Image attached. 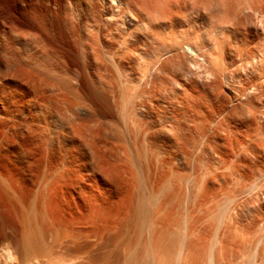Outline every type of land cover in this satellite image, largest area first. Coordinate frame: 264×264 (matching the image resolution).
<instances>
[{"label":"rangeland","instance_id":"rangeland-1","mask_svg":"<svg viewBox=\"0 0 264 264\" xmlns=\"http://www.w3.org/2000/svg\"><path fill=\"white\" fill-rule=\"evenodd\" d=\"M155 1L157 2L155 3ZM160 1L161 0L159 1L158 0H100V1L99 0H0V52L2 55L0 57H3L5 53H13V54L18 53L19 54V52L20 53L23 52L24 49L27 47H28V53L32 55L34 51L33 48L35 45H38V47H42L43 45L45 47L47 46V48H50L53 51L55 50V52L59 54V56L62 58V60L66 63V65L70 69H72L73 71L75 70V72L78 75L77 85L79 84L80 86L84 87L83 89L87 90L86 91L87 95H89L90 92L93 93L92 95L90 94L91 97L88 98V101L90 100L89 102L93 103V106L96 104L94 109L96 108L98 110L100 109V111L105 112L107 115L111 113L109 114V116L111 115V117L115 121H117L121 127H123L122 121L124 120V118H130L127 120L131 121V120H134L133 116H136L135 120L139 119V121L141 122L142 120L147 121V124L149 123L148 125H146L147 128L150 125L149 127L151 128L154 127L155 131H157L160 128L158 125L162 121L168 126L171 125L170 126L172 130L171 134L173 133V130H174V133H173L174 135L173 136L171 135V137L173 138L170 137L169 141L164 140L162 137L160 138L161 134L160 132H157L159 133L157 137L159 139L156 140V145H155L156 146L155 152H157V145H158V149H162V151L166 148V146L171 147L170 148L171 157L173 156L171 158V165L173 167L172 166L170 167L171 168L170 172L173 174H169L168 179L166 177L165 181L164 180H159L160 182L157 181L159 184L161 183V181L163 182L160 185L157 183L158 186L161 187L160 191L156 183L154 186H151V189H150V185H153L154 183L149 184L148 183L149 181L148 182L146 181V185L147 183L149 185H147L145 188V192H146L145 195L147 197H151V196L153 197L154 194L152 195V193H154L158 188L159 192L155 194L157 197H159V198L156 197L157 201L160 200V198L163 201L164 196H166L167 194L169 195V193L170 195L171 194L173 195V196L171 195V198H170V195L168 196L170 198L169 203L165 205L164 207H162V209L160 210L166 213L165 218L168 220V222L171 221V223L169 222L168 224H171L172 228L170 225H168L169 226L168 228L171 231L167 228L168 230H166L167 232L165 231L164 235L162 232L161 236L160 235L157 236L158 241L156 239L155 240L157 241L158 244L156 243V241L153 243L150 240H148L149 239V233H147L149 232L148 231L149 228L147 227L149 226L148 224L147 225L145 224L143 227H141V225L139 224L137 228V225L134 224L135 218L134 220H132L131 218L130 224L123 227V231L121 232L122 235L120 234L118 238L116 237L114 238V236L109 237L110 239L108 238L106 242L104 241L105 245L102 244L101 247L99 246L98 248L97 247L94 248L91 254L89 255V257L87 258L86 256L85 257L82 256V258L79 257L78 259H73V257H71L70 255H67V253L61 254L59 252L60 250L55 247V245L57 246L58 244H55L49 253L43 254L40 258L33 260V264H211V263L212 264H264V250L262 249L264 248V245H263L264 244V118H263L264 117L263 116L264 107H262L263 104L260 100L261 99L259 96L260 94L258 93L259 90H256L258 89L257 85L259 87V84H257L258 79H256L258 75L257 73H255L257 70L254 67H252L253 66L252 64L253 63L257 64V62L256 60L251 59V58H254V59H257L258 61L259 59L258 56L260 55V52L262 50L264 51V0H170V1L162 0L161 4L159 3ZM168 1L170 2V5L168 4ZM166 3L168 5H166ZM196 3H197V6L201 5L200 7H202V5H204L205 8L204 7L200 8L198 6L200 9L198 8L199 10L197 11L195 8ZM218 3H220L219 6L221 4L222 6H224V8L220 6L222 10H220L219 6L215 7L218 5ZM193 4L195 5L193 6ZM161 5L164 8H162ZM156 6H160L161 8L160 7L156 8ZM167 6L168 8L169 6L170 8L172 7L171 8L172 11L170 9H169L170 11H168ZM190 6H192V8ZM209 6H210V9H209ZM207 7L209 9L208 11L206 10ZM144 8L147 10H145ZM227 8L229 10L228 13L226 11ZM191 9H193L194 11H192ZM215 9H217L218 11H216ZM159 10L161 13L159 12ZM163 10H165L166 12ZM187 10H189L188 13H187ZM144 11L147 14H145ZM176 11H177L176 13L177 15L175 14ZM178 11H181V12H178ZM138 13H140L141 15H139ZM162 13L164 15L161 16ZM165 13L167 15H165ZM144 15L146 16V18L148 17L152 18L153 21L155 19L153 25L156 24L158 27H156L155 25L153 28V32H152V28H148L149 30L150 29L151 30L147 32L146 30L148 29H144V28H147L148 24L145 27V24H141L143 22H141L138 25L136 24L137 26L135 25L134 27L132 25L131 27V24L134 23L133 22L134 18H136L135 19L136 21L139 16L140 17L142 16V18L145 17ZM112 16H114L115 18L114 17L112 18ZM164 16L166 18H164ZM140 17H139V20L141 19ZM183 17L184 18L189 17V20H187L188 18L183 20L184 19ZM131 18H133V21H130L132 20ZM167 18H169L170 20ZM148 19H146L145 21L150 20ZM139 20H137V23H139L140 21H143V20H140V21ZM123 26L125 27L124 29H122ZM116 28L119 30H117ZM134 28H136V30ZM191 28L194 30H192ZM183 30H185L186 32ZM217 31H220V32H217ZM175 32H180V35L182 33V35L183 36L186 35V37L187 35L191 37L190 36L191 34L194 37H197L198 35L197 38H200L198 39L199 40L198 42H200V44L202 45L203 52L206 49L205 47L210 46L206 49L207 50L206 52L211 53L215 49V45L217 44L216 45L217 48L212 53H214V57L215 55L216 57L222 56L220 58H216V57L213 58L212 64L210 63V66L207 65V63L206 64L204 63L205 64V65L203 64L204 67L202 68V70L200 69L202 72L198 70L201 72L199 73L201 75L196 74L197 76H199L198 78L196 75L193 78H191V80H194V81H191V80L189 81L191 84L186 83L182 79H180L181 71L175 67L176 65L175 63H173V61L172 63L169 62V64L167 65L169 67L167 69L165 68L166 70L163 69L166 72L162 71L161 73V71H157L156 73L158 74H156L155 73L156 70H154V68H156L155 66L156 60L154 59L155 60L154 61L151 58V56L147 54V53H150V51L155 50L156 48L158 49L160 45H164V42L165 44H167L168 42L167 40L169 39L170 40L168 44H170V41L173 38V34H176ZM184 32H185V35H184ZM131 33H132V36H134V37L131 36L132 38L130 37ZM149 33L150 34L154 33L151 36L153 37L155 35L154 37L157 36V38H154V37L152 38ZM13 35H16V36L18 35L19 37V42L17 44L15 43L17 46L10 42V40L13 38ZM180 35H176V36L174 35V36L177 37ZM149 36L151 38H149ZM222 36H223V39H222ZM220 38L222 41H224V39L226 41L222 42ZM135 39H137L138 41ZM217 39H218V42L220 43H216ZM31 46H32V52H29V49ZM103 46H105L106 48H104ZM219 48L221 49L219 50ZM113 52H115V54ZM106 53L109 55H107ZM147 55H148V58H147ZM113 57L114 59H116L115 62L119 60L121 64L123 63L122 65L124 66H122L123 67L121 69L122 71L118 70L119 68L117 69L116 64H114L115 62H113L114 61ZM198 59L200 62L201 59L200 58ZM251 60L253 61V63ZM110 61H112V63H110ZM248 61H251L252 64ZM147 62L149 64H147ZM247 63L248 64L250 63V64L246 65ZM150 64H152V66ZM145 65L148 67H146ZM172 65L174 66L173 68L175 70L172 68ZM103 67H105L106 69ZM143 68L144 69L153 68L150 72L151 74L150 75L147 74V75L150 76V78H153L154 80L148 78V76L146 77L148 78L149 81L150 80H153V82L155 81L156 85L154 83L152 87L150 86L148 88V86L145 85L146 83H143V81L146 78L140 81L142 82L141 84L138 82L137 79L139 78V75L137 78V76L135 77V74L137 75V73L142 72ZM244 68L247 71H245ZM210 69H211V72H210ZM108 70H109V73H108ZM206 70L207 72H205ZM253 70L254 71L256 70V71L254 72ZM152 71H154L155 74L152 73ZM174 71L178 74H176ZM214 71L217 73H215ZM159 72L161 74H159ZM120 73H124V74L121 75ZM211 73H212V76H210ZM152 74H154V76ZM151 75L153 77H151ZM215 75L217 79L215 78ZM227 75L230 80L226 77ZM207 76H208V79H207ZM155 77L157 78V80ZM133 78H137V79L135 80ZM195 78L198 80L199 83L196 81ZM209 79L210 80L212 79V80L210 81ZM181 81H183L182 86L184 87L180 85L182 83ZM255 81H256V84H255ZM144 82H147V80H145ZM177 82L180 83L179 84L180 86L178 85ZM5 84L6 82L0 79V88L1 87L2 89L6 88L7 85L4 86ZM204 84H206L207 87L204 86ZM174 85L176 87H174ZM194 85L196 86L195 88H197L195 91H194L195 89ZM213 85L216 87V89ZM52 86L53 85H51V87L50 86L48 87L49 90L52 88ZM145 86L146 88H144ZM249 86L250 87L253 86V88L255 87L254 88L255 92L253 91V94L254 93L256 94L254 95L252 94L253 98L250 96V98H248L247 100V98H243V97L241 98L240 96H238V94H235L236 92L239 93L240 91H243L244 89L249 88ZM178 87L179 88L182 87L183 89L182 88L179 89ZM54 88L55 87H53L52 89ZM213 88H214V91H212ZM148 89L149 91L150 90L151 91L150 92L148 91L149 93L147 94L146 90ZM198 89L200 92L198 91ZM186 90L188 93H190L189 91H193L191 92L192 95L195 92L196 93L192 97V95L190 96V94L186 95L187 94ZM144 91L146 94L144 93ZM201 91L204 93L202 94ZM217 92L219 93L221 92V93L219 94ZM150 93H151V96H150L151 98L149 97ZM176 93L178 96H176ZM183 93L186 95L185 98L190 96L188 97L187 100L189 101L194 100V103H196L197 106L199 105L197 107L194 103H192L193 106H191L190 105V103L192 102L191 101L189 105L192 107L194 112L192 111V109H188V110L192 114L193 113L195 114V110H198V109H195V107L196 108L201 107L202 109L199 108L200 112L196 111V113H199V114L201 113L200 115L202 117L198 114L196 115L193 114L192 116V114L189 111L187 113L186 111L187 108H191V107H188L189 105L183 106L182 102L186 101V99L184 101H179L180 98L184 99ZM197 93L198 94L200 93L199 97ZM173 96L175 97V99H178L177 102L179 101L182 105H180L179 103V106H178L177 102L174 101L175 99H172L174 98ZM194 97L197 98L198 100L193 99ZM201 97L203 98V101ZM228 97L230 98L229 100H227ZM232 97L233 98L236 97L235 98L236 101ZM130 99H132V101ZM245 99H246V102H245ZM249 101L252 103H250ZM171 102L172 103L175 102L176 104L174 103L173 104L174 106H173ZM236 102H239V103L236 104ZM131 103L134 105H132ZM251 104L252 106H250ZM150 105H152L154 108L156 107H159V108H156L155 110V109H152V106ZM204 105H206V107ZM235 105H237V107ZM207 106L210 107L212 111ZM166 108L169 111H167ZM232 108L234 109L232 110ZM249 108L252 109V113ZM126 109L129 112H127ZM151 109L153 110V112L151 111ZM207 109L210 112H208ZM145 110L147 111L145 112ZM157 110L158 112H156ZM258 110L260 111V114H258L259 113ZM185 112L187 114H183ZM261 112L263 114H261ZM132 113H133V116L131 115ZM209 113L211 114V116L214 115L215 117L213 118L215 119L209 116L208 115ZM164 114L166 115L164 116ZM180 114H181V117L182 115L183 117L184 115L185 117L187 116V119L185 117L182 119L179 118ZM247 114H250L249 115L250 117L247 116ZM251 115L252 116L255 115V116L252 117ZM205 116L206 118H208L209 116V119H206ZM55 118L56 120H58L57 116H55L54 114L53 120H55ZM171 118L174 120H172ZM194 118L195 119L197 118L198 120L199 119L204 120V121L200 122L199 120V122H196L198 120L197 119L195 120ZM165 119H168V120H165ZM185 120L187 121L185 122ZM193 120L196 122V124H194L195 122ZM154 121L157 123H155ZM191 121L193 123H191ZM214 121H216V124ZM248 121L250 124L248 123ZM254 121L257 125L255 123L254 125L252 124ZM141 122L138 123V120H137V123L139 126L137 127V129L139 128V130L142 129L143 126H145L146 124L145 122H142V123H145L142 126ZM181 122L183 125L181 124ZM134 123H136V121H134ZM185 123L189 125L187 126V124ZM197 123H200V124H197ZM245 123L247 127L245 126ZM202 124H204V126ZM205 124H208V125H205ZM42 125L46 126V121L43 120ZM130 125L132 124L130 123ZM140 125L142 126V128H140ZM151 125L152 126L154 125V126L152 127ZM211 126L215 130L210 128ZM215 126H218V127H215ZM186 127H189V128H186ZM195 128H197L198 130ZM218 128L221 129V132H220V129ZM122 130L123 129H121L120 132H122ZM142 130H145V128H143ZM124 131L125 130H123V132ZM202 131L203 133H201ZM216 131L218 133H216ZM211 133L212 134L214 133V134L212 135ZM209 134L213 138H215L214 139L215 141L209 140L212 138ZM226 134L228 135L226 136ZM123 135H125V133H123ZM244 135L247 138H245ZM226 137L228 139H226ZM237 141H240V142H237ZM215 142L217 145L215 144ZM223 142H224V145H223ZM225 142L226 144L228 143L229 145L228 144L226 145ZM229 142L231 143V146L233 147L230 146ZM141 143L142 142H140V144ZM174 143H177V144L175 145ZM235 144H237L238 146H236ZM245 145L246 146L248 145V146L246 147ZM140 146H142V144L139 145V147ZM164 146L165 148L163 149ZM225 146L227 149L224 148ZM133 148L134 147H132L131 150L132 152L135 153L136 148L135 150H133ZM182 148L184 151H182ZM213 148L217 151H215ZM244 148L246 149V151L244 150ZM142 149L140 150L138 149L137 152L140 151L142 154L143 152H145L143 146H142ZM239 149L240 151H238ZM252 149L255 151V153H252L254 152L252 151ZM248 150L249 152L251 151L252 152L249 154ZM162 151L160 150L158 152L161 153ZM236 151H237V154H236ZM141 154L139 155V159L140 158L146 159L144 156L145 153L142 155V157H141ZM216 155H219V156H216ZM134 156H135L134 159H136L137 155L134 154ZM253 156H256V157L253 158ZM58 157H59L58 155H55L53 161L50 164L43 165L42 167L38 168V172L36 173L37 177L35 178L36 184L35 183L33 184L35 185L33 186L34 191H32L34 194L31 193V195L33 194L32 197L38 191V190L36 191L35 188L38 189L40 187V185L37 184V182L40 183L42 182L43 179L45 178L47 179L49 175L53 173H55L56 175L58 171L60 172V166L58 164L60 157L59 158ZM222 158L224 159V161H222L223 160ZM139 159L137 157L136 165L139 167L142 166L140 168L141 169L140 171L141 173L144 172L143 174L147 176V174L149 173L148 169L146 165H142V164H145L146 162L142 160V162L139 163L140 161ZM227 160H229V162L231 161V163L234 165L232 166V164L229 163ZM234 161L236 162V165ZM224 162H226V164ZM247 162H250V163H247ZM239 166L240 167L243 166V167L240 168ZM233 167H236V168H233ZM57 168L59 169L56 171L55 169ZM235 171L237 172L235 173ZM42 177L44 178L42 179ZM169 178L171 182L169 181ZM217 178H218V181H217ZM37 179H39V181ZM210 180L211 182H209ZM205 182L207 183V186H205L206 185ZM201 183L204 184V187H206V189H203L204 188L203 184L199 185ZM169 185L171 189L168 187ZM209 185H210V188H209ZM155 186H156V190L154 189ZM163 186L166 187L167 190L165 188H164L165 190L162 189ZM247 186H248V189H247ZM250 186L251 188H249ZM197 187L199 188V190ZM207 188L209 189L207 190ZM202 189L204 190L205 194H202L204 193L202 192L203 191ZM148 190L150 191L149 193H147ZM163 190L166 192H164ZM32 197H30L29 199L32 200ZM228 199H232V202L228 205L227 212L224 215L225 219H223L222 224H217L218 220L215 217L217 215L216 213L219 210V206H221ZM161 200L160 202L162 203ZM30 201L29 200L27 201V203H29L28 205H30ZM169 205H171V207H169ZM151 206H153V204ZM154 206L155 208L156 206L158 207V205H154ZM161 206L162 205H160V208ZM155 208L154 207L151 208V212L153 214L155 213L154 211L156 210ZM166 208L168 211H170L169 209L171 208V212H167ZM157 212L158 211L156 210V215H159L160 213L165 214L164 212L163 213L158 212L159 214H157ZM185 213L186 214L188 213V214L186 215ZM168 215H169V218H167ZM151 218L154 220L155 219L154 215ZM165 218L163 215V220ZM232 218H234L235 220ZM157 219L163 223L161 215L160 217H157ZM159 221H156L155 219V222L154 221L153 222L159 225L161 224ZM224 221H226L227 223L224 224ZM229 224L231 227L228 226ZM6 225L3 224V226L1 227V224H0V245L6 248V246L9 244L10 249L15 253L16 257L19 258L18 257L19 228L18 227L12 228L11 226H13V224L10 226L8 225L9 227ZM218 226H221V227H218ZM216 228L219 230H216ZM179 229H180V232H179ZM182 229L183 230L185 229V230L182 231ZM188 229L190 231L192 229V231L190 232ZM221 229H223V236H222V232H220L222 231ZM238 232H240L241 235ZM182 233H184L186 237L183 242L179 243V241L182 240V237H181L182 235L181 236L179 235ZM165 235L166 237H164ZM167 235L169 236V238H167ZM188 235H191V236H188ZM177 238L178 239L181 238V239L178 240ZM220 238L222 239V241L219 242L218 239ZM225 240L227 243L225 242ZM47 241L45 242L47 243ZM212 241L214 242L215 245L212 244L213 243ZM223 242L224 244L226 243L225 246L223 245ZM152 243L154 246H152ZM4 244L5 245L7 244V245L5 246ZM180 244H182V247H183L181 250H180L181 248ZM151 246L154 248L155 247L156 248L158 247V248L157 250L156 248L155 249L153 248V250H155L153 251ZM3 247L0 248V264L7 263V262L5 263L6 257L4 256L5 255L4 251H2Z\"/></svg>","mask_w":264,"mask_h":264},{"label":"bare ground","instance_id":"bare-ground-1","mask_svg":"<svg viewBox=\"0 0 264 264\" xmlns=\"http://www.w3.org/2000/svg\"><path fill=\"white\" fill-rule=\"evenodd\" d=\"M169 1H168V4L170 5ZM106 2H108V1H106ZM156 2L157 1H155V3ZM161 2H162V0L159 3L161 4ZM163 3H165V2H163ZM168 4L166 3V5H168ZM219 4L220 3H218V5L215 4L217 6H215V5L214 6L218 7ZM157 5H158V3H157ZM194 5L195 4H193V6ZM196 6H197V3H196ZM196 6H195V8L197 11L200 8L204 7V5H202V7H200L201 5H198L200 8L198 6L197 7ZM220 6L222 8H224V6H222V4ZM157 7H160V6H156V8ZM161 7H162V5H161ZM190 7L192 8V6H190ZM215 7H213V8H215ZM221 7H220V10H222ZM162 8H164V7H162ZM171 8H170V6H169V8L167 6L168 11H170V10L172 11ZM167 9H166V11H167ZM209 9H210V6H209ZM209 9H208V7L206 8L207 11ZM145 10H147V9H145ZM160 10H159V12H160ZM189 10H187V13ZM191 10L194 11L193 9H191ZM215 10L218 11L217 9H215ZM155 11H157V10H155ZM163 11H165V10H163ZM226 11L228 13V11H229L228 8ZM178 12H181V11H178ZM144 13H145V11H144ZM176 13H177V11L175 12V14ZM138 14L141 15L140 13H138ZM145 14H147V13H145ZM162 15H164V14L162 13L161 16ZM165 15H167V14L165 13ZM181 15H182V13H181ZM122 16H123V14H122ZM148 16H150V15H148ZM113 17L114 16H112V18ZM139 17L137 20H139ZM140 18H141L140 20H143V21L139 20L140 21L139 23H137V20L135 21L136 18H134V21H133V18H131L132 20L129 19L130 21L134 22L131 24V27H132V25L134 27L136 24L138 25L141 22H143L141 24H145V27L148 24V27L144 28V29L152 28V32H153V28L156 25V24L153 25L155 19L153 18L154 19V21H153L152 18L148 17L150 19L149 20L148 18H146V16L143 18L141 16ZM145 18L148 19L149 21H145L146 20ZM164 18H166V17L164 16ZM177 18H179V17H177ZM186 18H188L187 20H189V17H186ZM186 18H184L183 20H185ZM167 19H169V18H167ZM230 19H231V17H230ZM144 21H145V23H144ZM170 23H172V22H170ZM245 23H243V24H245ZM159 24H161V23H159ZM189 24H191V23H189ZM120 26H121V24H120ZM124 26L122 29H124L126 27V26L125 27ZM139 26H141V25H139ZM175 26H176V24H175ZM156 27H158V26L156 25ZM128 29H130V28H128ZM134 29L136 30V28H134ZM117 30H119V29H117ZM150 30L148 29L146 31L149 32ZM192 30H194V29H192ZM216 30H214V31H216ZM183 31H185V30H183ZM187 31H188V29H187ZM197 31H198V29H197ZM120 32H121V30H120ZM185 32H184V35H185ZM190 32H192V31H190ZM217 32H220V31H217ZM175 33L176 34H173L174 39L173 38L171 39L170 44H168V42L170 40L169 39V40H167L168 45L165 44V42H164V45H160L158 49L156 48L157 50L155 49L156 51L152 50L153 52L150 51V53H147V54L149 56H151V58L153 60L154 59L156 60V64H155L156 68H154V70H156L155 73L157 71H161V73H162V71L166 70L169 67V66H167L169 64V62L172 63V61H173V63H175V65H176L175 67L181 71V78L179 76L178 77L180 79H182L184 82L191 84L189 82L191 80V78H193L196 74L198 75L199 73H201L202 72L201 70L206 63L209 66H210V63L212 64L213 58L216 57V55L214 57V53H212V52L217 48L216 47L217 44L215 45V49L214 50L212 49L213 50L211 52L212 54L206 52L207 51L206 49L210 46L205 47L206 49L204 48L205 50L203 52V47L200 44V42H198L199 41L198 39H200V38H197L198 35H197V37H194L191 34L190 35L191 37H189L188 35L186 37V35L183 36L182 33L180 35V32H175ZM198 33H200V32H198ZM153 34L151 33L150 36ZM221 34H223V33H221ZM174 35L175 36L180 35V36L175 37ZM131 36H132V33H131L130 37ZM144 36H146V35H144ZM150 36H149V38L152 37V36L151 37ZM132 37H134V36H132ZM154 38H157V36ZM211 39H213V38H211ZM222 39H223V36H222ZM135 40H137V39H135ZM220 40H221V38H220ZM224 41H226V40L224 39ZM224 41H222V42H224ZM10 42L12 44H15V43L17 44L19 42L18 35L17 36L13 35V38L10 40ZM211 43H212V41H211ZM216 43H220V42H218V39H217ZM209 44H210V42H209ZM219 46H220V44H219ZM103 47L106 48L105 46H103ZM24 48H25V46H24ZM108 48H109V46H108ZM33 49H34V51H33L32 55L30 53H28V47H27L24 49L23 52H21V53L19 52V54L18 53L13 54V53H5L4 52L5 53L4 56L0 57V79H2L3 81L6 82V84L4 86L7 85L6 88H3V89H2V87L0 88L1 89L0 90V224H1V227L3 226V224L4 225L8 224L9 226L13 224V226H11L12 228L13 227L19 228V233H18L19 234L18 257L19 258H17L15 253L10 249L9 244L8 245L6 244L7 246L4 244L6 246V248H4L2 245H0L1 246L0 248L3 247L2 251H4V253H5V255H4L6 257L5 263L7 262L6 264H33V260L40 258L43 254L49 253L55 244H58L57 246L55 245V247L60 250L59 252L61 254L67 253V255H70L71 257H73V259H78L79 257L82 258V256H84V257L86 256V258H87V257H89V255L91 254V252L94 248H96V247L98 248L99 246L101 247L102 244L105 245V242L108 240L109 237L114 236V238L115 237L118 238V236L123 231V227L130 224L131 218H132V220H134V218H135L134 224L137 225V228H138L139 224L141 225V227H143L145 224L149 225V226H147L149 228L148 229L149 232H147V233H149V239L148 240H150L151 242L154 243L157 240L158 235L161 236L162 232L164 235L165 231L169 229L168 225H170L172 228V225L168 224L169 222L171 223V221L168 222V220L165 218L166 213L164 211L163 212L165 214H161V213L159 214L158 213V212H162V211H160L162 209V207H164L165 205H167L169 203V199L171 198L172 194L170 195V193H169L170 198L168 197L169 196L168 194L166 196H164L163 201L160 198V200L162 201L163 204L160 202V200L157 201V198H159V197H157L155 195L156 193H158L161 190L160 189L161 187L158 186V184H159L158 182H160L159 180L165 181L166 177L168 179L169 174H173L170 172L171 171L170 167L172 166L171 165V158L173 157V156L171 157V151H170L171 147L166 146V148H165V146H164L163 149L164 148L165 149L162 151V149H158V145H157V152L160 150L162 152L161 153L155 152L156 151V148H155L156 147L155 146L156 140L159 139V138H157L158 134H159L157 132H160V134H161L160 138L162 137L164 140L169 141L171 135L172 136L174 135L173 134L174 130H173V133L171 134V131H172L170 128L171 125L168 126L167 124H165L162 121L163 123L161 122L158 125L160 128L158 130L156 129L157 131H155V129L153 127L154 125L153 126L151 125L153 128L149 127L150 125L147 128L146 125L149 124V123L147 124V121H143L142 119H140V120H142V122H145L146 123L145 124V123H142L141 121H139V119H137L138 123L141 122L142 126L144 124L146 126V127L143 126V128H145V130H142L143 128L140 125V128H142V129L139 130V128L137 129V127H139L137 120H135L136 116H133V113H132L131 115L134 117V120L130 121V120H127L130 118H124V120L122 121L123 127H121L119 125V123L111 117V115L109 116V114H111V113H109L107 115L105 112L100 111V109L99 110L97 108L94 109L96 104L93 106V103L89 102L90 100L88 101V98L91 97V95L93 93H91L89 91L91 95L90 94L87 95V92H86L87 90H84L83 89L84 87L80 86L79 84L77 85V81H78L77 73L75 72V70L73 71L72 69H70L66 65V63L62 60V58L59 56V54L55 52V50L53 51L52 49L47 48V46L45 47L44 45L42 47H38V45H35ZM220 49L221 48H219V50ZM208 50H210V49H208ZM258 50H259V48H258ZM18 51H20V50H18ZM105 51H106V49H105ZM110 51H112V50H110ZM146 51H148V50H146ZM29 52H32V46L30 47ZM113 53L115 54V52H113ZM107 55H109V54H107ZM148 55H147V58H148ZM0 56H2L1 52H0ZM259 56H258V58H259L258 61H257V59L251 58L253 60H256L257 64L253 63L252 60L251 61L253 64L251 63V61H248V62H250L253 65L252 67H254L257 70V71L255 70L256 72L253 70L258 75V76L256 75L257 77L256 76L255 77H256V79H258L257 84H259V87H260L259 88L257 85L258 89H256V90H259L258 93L260 94L259 95L261 98L260 100L263 104L262 107H264V51L263 50L260 52ZM114 57H113L114 61L112 60L113 62H115V60H116V59H114ZM220 57H222V56H220ZM220 57L217 56L216 58H220ZM198 58L201 59V61H200L201 63L199 62ZM196 59H198V60H196ZM112 61H110V63H112ZM114 64H116L117 69L119 68L118 70H121L123 68L122 66H124V65H122L123 63L121 64V62L119 60L116 61ZM147 64H149V63L147 62ZM249 64L247 63L246 65H249ZM128 65H130V64H128ZM150 65L152 66V64H150ZM146 67H148V66H146ZM173 67L174 66L172 65V68ZM103 68H105V67H103ZM143 69H142V72L137 73V75L135 74V77L137 76V78H138V75H139V78L138 79L133 78V79H135V80L137 79L138 82L141 84L142 82H140V81H142L143 79L146 78L145 80H147V82H144L145 81L144 80L143 83H146L145 85L148 86V88L150 86L152 87V85H154L155 81L153 82L154 79L150 78V76H148L147 74L150 75L151 74L150 72L153 68L152 69L149 68L150 70L148 68H146L148 70H146V69L143 70ZM246 69H245V71H247ZM198 70H200L201 72ZM207 70H208V68H207ZM207 70L205 72H207ZM164 72H166V71H164ZM210 72H211V69H210ZM108 73H109V70H108ZM152 73H154V71H152ZM161 73L159 72V74H161ZM215 73H217V72H215ZM120 74L122 75L124 73H120ZM154 74H152V75L154 76ZM156 74H158V73H156ZM176 74H178V73H176ZM152 75H151V77H153ZM199 75H201V74H199ZM202 75H203V73H202ZM208 75H209V73H208ZM228 75H230V74H228ZM228 75L226 76L227 78H228ZM146 76H148V78L153 79V80L149 81ZM210 76H212V73ZM156 77H157V75H156ZM198 77L199 76H197V78ZM223 77H225V76H223ZM231 77H233V76H231ZM215 78H216V75H215ZM175 79H177V78H175ZM207 79H208V76H207ZM223 79H225V78H223ZM156 80H157V78H156ZM183 81H181L182 82L181 84L177 82L178 85L180 84L182 86ZM191 81H194V80H191ZM196 81L198 82L197 79H196ZM186 83H184V84H186ZM192 83H194V82H192ZM174 84H176V83H174ZM194 84H196V83H194ZM206 84H204V86L207 87ZM255 84H256V81H255ZM51 85H53L52 88L53 87H55V88L54 89L51 88L49 90L48 87L49 86L51 87ZM155 85H156V83H155ZM146 86L144 88H146ZM198 86H199V84H198ZM213 86H211V87H213ZM174 87H176V86L174 85ZM182 87H184V86H182ZM182 87H180V88H182ZM195 87L196 86L194 85V88ZM226 87H228V86H226ZM254 88H253V86L252 87L249 86V88H246L243 91H240L239 93L236 92L235 94H238V96H240L241 98L242 97L247 98V100H248V98H250V96L252 97L253 91L255 92ZM185 89H187V88H185ZM196 89L197 88H195L194 91ZM215 89H216V87H215ZM146 91L148 94L151 90L149 91V89H148ZM172 91H173V89H172ZM198 91H199V89H198ZM212 91H214V88L212 89ZM215 91H217V90H215ZM186 92H187V90H186ZM189 92L190 93L187 92L186 95L190 94V96H191L192 95L191 92H193V91H189ZM144 93H145V91H144ZM201 93L203 94L204 92L201 91ZM217 93H219V92H217ZM171 94H173V93H171ZM194 94L192 95V97L194 96ZM199 94H198V97H199ZM235 94H234V96H235ZM254 94H256V93H254ZM183 95H184V99L180 98L179 101H184L186 99V101L182 102L183 106L189 105V103L192 101L191 100L192 98L190 99L191 101H189L187 99L190 96L185 98L186 95L184 93H183ZM150 96H151V93H150L149 97ZM176 96H178L177 93H176ZM196 97H197V95H196ZM229 97L227 100L230 99ZM240 97H238V98H240ZM225 98H227V97H225ZM235 98H233V99L235 100ZM132 99H133V97H132ZM132 99H130V100L132 101ZM172 99H175V97ZM193 99L196 100L197 98L194 97ZM177 100L178 99H175L174 101L177 102ZM179 101L177 102L178 106L180 103ZM202 101H203V98H202ZM207 101H209V100H207ZM235 101H234V103H235ZM142 102H144V101H142ZM239 102H236V104ZM245 102H246V99H245ZM145 103H146V101H145ZM174 103H172V105ZM192 103H194V100L190 103L191 106H193ZM230 103H232V102H230ZM250 103H252V102H250ZM194 104L196 105V103H194ZM132 105H134V104H132ZM180 105H182V104L180 103ZM190 105L188 107H191ZM150 106H152V105H150ZM204 106L206 107V105H204ZM235 106L237 107V105H235ZM250 106H252V104ZM164 107H166V106H164ZM164 107H163V109H164ZM156 108H159V107H156ZM156 108H154L152 106V109L156 110ZM199 108H201V107H199ZM199 108L195 107V109H198L199 111L195 110V114L193 113L194 115H196V114L200 115L201 114V113L200 114L196 113V111L200 112ZM208 108H210V107H208ZM152 109H151V111L153 112ZM173 109H175V108H173ZM188 109H192V107L187 108V110L185 109L187 111V113L189 111ZM233 109L234 108H232V110ZM166 110L169 111L167 108H166ZM126 111H127V109H126ZM140 111H142V110H140ZM146 111L147 110H145V112ZM192 111H193V109H192ZM211 111H212V109H211ZM250 111L252 113V109H250ZM127 112H129V111H127ZM132 112H133V110H132ZM156 112H158V110ZM208 112H210V111L208 110ZM173 113H174V111H173ZM187 113L185 112L183 114H187ZM220 113H221V111H220ZM54 114H55V116H57L58 120H56V118H55V120H53ZM153 114H155V113H153ZM181 114L179 115L180 116L179 118L182 119L185 117V115H184V117H183V115L181 117ZM193 114H192V116H193ZM258 114H260V111ZM261 114H263V113L261 112ZM142 115H143V113H142ZM165 115L166 114H164V116ZM208 115L211 116L210 113ZM249 115L250 114H247V116H249ZM167 116H169V115H167ZM171 116H172V114H171ZM209 116H208V118H206V116H205V118L209 119ZM253 116H255V115H253ZM211 117L213 118L215 116L212 115ZM168 118H170V117H168ZM185 118L187 119V116ZM205 118H203V119H205ZM213 119H215V118H213ZM43 120L46 121L47 128H46V126L42 125ZM165 120H168V119H165ZM172 120H174V119H172ZM199 120L196 122H199ZM134 121H136V123H134ZM177 121H178V119H177ZM180 121H182V120H180ZM186 121L187 120H185V122ZM201 121H204V120H200V122ZM244 121H246V120H244ZM196 122L194 124H196ZM214 122L216 124V121H214ZM256 122H258V121H256ZM130 123L132 125H130ZM155 123H157V122H155ZM158 123H159V121H158ZM187 123H189V122H187ZM187 123H185V124H187ZM191 123H193V122L191 121ZM248 123H249V121H248ZM254 123H255V121L252 124L254 125ZM135 124H136V126H135ZM181 124H182V122H181ZM197 124H200V123H197ZM188 125L189 124H187V126ZM202 125L204 126V124H202ZM205 125H208V124H205ZM245 126L247 127L246 123H245ZM120 127H121V129L125 130L124 132L122 130V132L125 133V135H123V133L120 132V130H121ZM180 127H181V125H180ZM196 127H198V126H196ZM200 127H201V125H200ZM215 127H218V126H215ZM177 128H178V126H177ZM186 128H189V127H186ZM210 128H212V126ZM179 129H181V128H179ZM195 129H197V128H195ZM212 129L215 130L214 128H212ZM218 129H220V128H218ZM238 130H240V129H238ZM225 131H226V129H225ZM220 132H221V129H220ZM201 133H203V131ZM201 133H200V135H201ZM216 133H218V132L216 131ZM248 133H250V132H248ZM227 135L228 134H226V136ZM234 135H233V137H234ZM202 136H204V135H202ZM171 138H173V137H171ZM179 138H180V136H179ZM212 138L209 140L213 141L215 139V138H213V139ZM245 138H247V137L245 136ZM226 139H228V138L226 137ZM175 140H177V139H175ZM225 141H227V140H225ZM228 141H230V140H228ZM140 142H142L141 144H142L144 151H145L142 154L140 151L137 152L138 149L139 150L142 149V146H140L141 148L139 147V145H141ZM172 142H173V140H172ZM237 142H240V141H237ZM247 142H249V141H247ZM177 143H174V144L176 145ZM208 143H209V141H208ZM215 144H216V142H215ZM225 144H226V142H225ZM162 145H164V144H162ZM223 145H224V142H223ZM235 145L238 146L237 144H235ZM230 146H231V143H230ZM230 146H228V147H230ZM132 147H134L133 150H135V148H136L135 151L137 153L132 152V150H131ZM231 147H233V146H231ZM224 148H226V146ZM221 149H223V148H221ZM247 149H249V148H247ZM244 150L246 151L245 148H244ZM142 151H143V149H142ZM182 151H184L183 148H182ZM211 151H213V150H211ZM215 151H217V150H215ZM238 151H240V149ZM252 151H254V150L252 149ZM139 152L141 154V157L145 153L144 156L146 159H141V158L139 159V155H140ZM248 152H249V150H248ZM251 152H249V154ZM133 153L135 155H137L136 159H134L135 156ZM252 153H255V151ZM236 154H237V151H236ZM55 155H58L60 157L59 163H58L60 166V172L59 171H58V173L56 172L59 169V168H57V169H55L56 171L54 170L57 173L56 175H55V173H53L54 175L53 174L49 175V177H47V179L45 178L46 180L43 179L44 177H42L43 180L41 179L42 180V182H40L41 184L37 182V184H39L40 187L39 188L37 187L38 189L35 188V190L36 191L38 190V191L32 197V195L34 194L32 192V191H34L33 186H35L33 184L34 183L36 184L35 178L37 177L36 173L38 172V168L42 167L43 165L50 164L53 161ZM209 155H210V153H209ZM219 155H216V156H219ZM137 157L140 160L139 163H141L142 160L146 162V163L144 162L145 164H142V165H146L148 172H149L147 174L148 177L143 174L144 172L141 173L140 168L142 166L139 167L136 165ZM254 157H256V156H253V158ZM211 158H213V157H211ZM259 159H261V158H259ZM222 161H224V159ZM227 161L229 162V160H227ZM242 161H243V159H242ZM244 161H246V160H244ZM213 162H215V161H213ZM236 162H237V160H236ZM236 162H235V165H236ZM139 163H138V165H139ZM224 163L226 164V162H224ZM229 163H231V161ZM247 163H250V162H247ZM233 165L234 164H232V166ZM137 167H139V168H137ZM242 167H240V168H242ZM233 168H236V167H233ZM142 171H143V169H142ZM145 172H147V171H145ZM236 172L237 171H235V173ZM50 176H51V178H50ZM205 177H207V176H205ZM217 177H218V175H217ZM204 178H202V179H204ZM223 179H224V177H223ZM37 180L39 181V179H37ZM146 181L147 182L149 181L148 182L149 184L154 183L153 185H150V189H151V186H154L155 183L156 184L158 183L157 186L159 188V191H158V188L156 190V186H155L154 189L156 191L154 190L155 192L152 193V195L154 194L153 197L151 196V194H150L151 197H147L145 195V193H146L145 188L147 185H149L148 183L146 185ZM169 181H170V178H169ZM217 181H218V178H217ZM170 182H169V184H170ZM209 182H211V180ZM161 183H163V182L161 181ZM202 184L203 183H201L199 185H202ZM205 186H207V183ZM168 187L171 189L170 185ZM203 187H204V184H203ZM164 188L167 190V188L163 186L162 189H164ZM209 188H210V185H209ZM209 188H207V190ZM249 188H251V186ZM152 189H153V187H152ZM170 189H168V190H170ZM203 189H206V187H204ZM247 189H248V186H247ZM149 190L147 193L150 192ZM198 190H199V188H198ZM164 192H166V191H164ZM202 192H204V190ZM31 193H33V194L31 195ZM200 194H201V192H200ZM202 194H205V192ZM30 197H32V200L29 199ZM28 200L29 201L31 200L30 205H28L29 203H27ZM157 202H159L160 205H162L161 208H160L159 203H157ZM231 202H232V199H228L221 206H219V210L216 213L217 215L215 217L218 220L217 224H222L223 219H225L224 215L227 212L228 205ZM152 204H153V206H151ZM154 205H158V207L156 206V208H155ZM153 207L158 211L157 214H159V215H156V210H154L155 211L154 214L151 212V208H153ZM169 207H171V205H169ZM158 208H159V210H158ZM166 210H167V208H166ZM169 210L170 211L167 210V212H171V208ZM153 215H154V218L156 219V221H159L158 220L159 218L157 219V217H160V215L162 217V220H163V215H164V218L166 220L164 219L163 223L161 221H159L162 224V225L159 224L160 225L159 226L158 224L154 223L155 219L153 220L151 218V217H153ZM227 215H228V213H227ZM227 215H226V217H227ZM167 218H169V215ZM232 219H234V218H232ZM225 223H227V222L224 221V224ZM8 225H6V226H8ZM183 226H181V227H183ZM228 226L231 227L230 224ZM181 227H180V229H181ZM218 227H221V226H218ZM4 228H5V226H4ZM217 228H216V230H219ZM180 229H179V232H180ZM184 230L182 229V231H184ZM221 230L222 231H220V232H222V236H223V229H221ZM191 231H192V229H191ZM17 232H18V230H17ZM224 232H226V231H224ZM145 233H146V231H145ZM192 233H194V232H192ZM238 233L241 235L240 232H238ZM216 235H214V236H216ZM224 235H226V234H224ZM179 236L182 237V240H180L179 243L183 242L185 237H186L185 234L182 233ZM188 236H191V235H188ZM164 237H166V235ZM167 238H169L168 235H167ZM167 238H165V239H167ZM226 238H227V236H226ZM46 239L47 240L49 239L50 241L49 240L47 241ZM179 239H181V238H179ZM220 239H218L219 242L222 241V239L221 240ZM218 240H216V241H218ZM226 240H225V242H226ZM45 241H47V243L48 242H50V243H48V245H47V243ZM157 241H156V243H157ZM153 243H152V246H154ZM212 244H214V242ZM212 244H211V246H212ZM225 244L223 242L224 246H225ZM180 245H181V248H180V250H181L183 247H182V244H180ZM221 246H219V247H221ZM153 248L154 247H152V250H153ZM157 248H156V250H157ZM213 248H215V247H213ZM262 249L264 250V248H262ZM153 251H155V250H153ZM151 253H152V251H151Z\"/></svg>","mask_w":264,"mask_h":264}]
</instances>
